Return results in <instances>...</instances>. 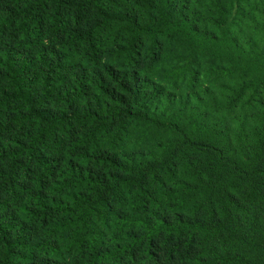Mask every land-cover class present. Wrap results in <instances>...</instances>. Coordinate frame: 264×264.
<instances>
[{"label":"trees","instance_id":"1","mask_svg":"<svg viewBox=\"0 0 264 264\" xmlns=\"http://www.w3.org/2000/svg\"><path fill=\"white\" fill-rule=\"evenodd\" d=\"M0 264H264V0H0Z\"/></svg>","mask_w":264,"mask_h":264}]
</instances>
